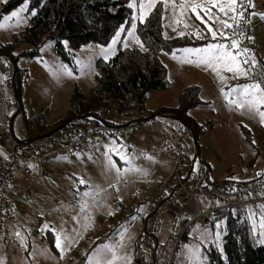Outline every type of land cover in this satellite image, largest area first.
Returning <instances> with one entry per match:
<instances>
[{
  "label": "rangeland",
  "instance_id": "1",
  "mask_svg": "<svg viewBox=\"0 0 264 264\" xmlns=\"http://www.w3.org/2000/svg\"><path fill=\"white\" fill-rule=\"evenodd\" d=\"M158 1L167 4L165 24L170 25V29L181 27L180 32L167 31L165 37L193 33L199 28L203 33L200 38L211 39L202 46L185 49L205 48L217 42L229 43L219 37L213 40L208 28L196 19L190 9H185L181 14L179 5L182 0H155V3ZM4 2L0 0V6ZM142 2L146 4L147 0H129V5H136L132 7L133 22L125 36L121 33L120 43L112 45L114 36L105 46H83L72 52L74 68L59 61L51 41L44 42L36 56L20 58L16 66L26 70V79L21 85L16 104L13 91L5 82L7 103L3 111L0 109V164L10 167L14 181L22 183L20 188L25 186L22 169L24 166L30 169L32 159H42L45 174L42 173L26 189V203L16 202L12 205L14 219L11 230L0 232L2 264H72L70 258L75 262L84 255L86 259L81 264H90L96 250L103 245L115 248L116 255L120 257L116 264H131L133 242L141 230L142 219L153 210L157 211L154 229L157 264H171L174 254L175 264H202L206 261L202 247L215 242L221 250L224 224L218 222L214 229L195 224L188 230V239L177 246L185 231L183 223L194 217L199 206L193 198L173 194L168 187L173 167L168 149L171 140L184 147L182 175L191 169L189 177H186L193 185L197 183L203 193L237 186L264 174V147L256 144V148H251L240 131L241 127H246L253 135L259 133L262 144L264 121L255 112H250L247 106L237 108L230 104L229 99H237L235 93L225 97V93L232 88L257 80L250 71L247 76L233 78V73L223 68L220 75L225 79L221 80L211 69L188 62L195 61L197 57L186 54L184 49L173 54H160L172 88L150 92L142 114L122 117L103 110L98 112V116H88L92 118L87 121L74 118L48 138L19 143L31 138L36 131L34 119L39 114H43L42 122L48 132L71 119L66 116L74 86L84 94L89 93L97 72V60L111 59L119 44H140L133 38L136 37V30L133 36L128 33L132 31V24L137 25L141 21L139 5ZM188 2L206 3V0ZM252 4L254 7H247L245 12L250 23L245 26L248 36L242 40V44L249 49L247 55L255 58L262 75L261 87H264V18H261L264 0H252ZM25 5H28V1L2 15L0 43L9 42L12 34L29 24L31 13H27V8L20 11ZM14 11L20 12L19 22L12 17ZM197 11L214 30L231 35L233 29H225L218 21L209 19V15L213 14L227 19L216 8H210L208 15L200 9ZM237 11L240 9L237 8ZM149 12L145 8L144 18ZM249 36L253 39L249 40ZM65 47L70 50L67 43ZM21 48L30 49L24 45ZM106 49L111 50L105 52ZM11 67L10 60L0 57L2 79L8 78ZM243 67L249 68L248 65ZM188 85L200 88L203 102L189 112L198 124L204 125V132L197 143L174 117L156 116L142 125L132 121L148 118L151 110L176 107L180 92ZM239 98L243 100L242 96ZM261 111H264V107ZM108 124L112 127L110 133H92ZM164 158L167 168L160 172L159 164ZM253 159L256 162L251 165ZM91 165L95 168H90ZM117 168L120 169L119 173ZM157 178H160V183L156 182ZM81 180L85 183L81 184ZM160 196L165 198L157 205L155 200ZM201 202L207 207L216 206L214 200L205 195L201 197ZM247 210L253 230L259 235L260 244L264 245V227H261L264 202L249 205ZM85 225L90 227L85 228ZM45 231L53 235L55 252L49 250L43 238ZM103 236L106 238L100 240ZM58 237L64 245L63 254L56 246Z\"/></svg>",
  "mask_w": 264,
  "mask_h": 264
},
{
  "label": "trees",
  "instance_id": "2",
  "mask_svg": "<svg viewBox=\"0 0 264 264\" xmlns=\"http://www.w3.org/2000/svg\"><path fill=\"white\" fill-rule=\"evenodd\" d=\"M24 1H28L27 13L35 12V15H30L29 24L19 32L12 34L9 42L0 43V57H6L12 64L7 79H2L0 75L1 111L7 103L5 82L13 91L15 104L20 97L21 85L26 79V70L16 66L20 58L36 56L42 44L51 41L53 51L59 61L74 68L72 52L90 44L105 46L121 28L124 29L122 36H125L134 16V10L130 7L129 0H5L0 6V19L3 14L12 11ZM166 7L164 1L156 2L155 7L150 10L144 20L137 22L136 37L140 44L127 47L119 44L111 59L95 62L97 72L90 91L88 94H84L77 86H74L69 99L67 118L87 121L92 118L88 116H98V112L103 110L122 117H131L136 115L135 113L142 114L145 111V104L150 92L172 88L168 70L162 62L160 54H173L185 48L199 47L211 39L197 38L191 33L171 38L165 37L167 31H174V33L181 31L180 26L170 29L171 26L165 24ZM65 43L68 44L70 50H67ZM21 45L30 49H22ZM202 103L200 88L197 85H188L180 92L176 107L151 110L148 112V116L174 117L197 143V139L204 132V125L198 124L189 112ZM43 118V114H39L34 119L36 131L31 134V138L48 132L42 122ZM141 120L133 119L132 121L142 125L144 122ZM111 128L108 124L93 130L92 133L98 134V131L101 134L110 133L109 129ZM240 131L251 148H256V144L264 147V139L261 144L259 133L253 135L246 127H241ZM171 142L174 141L171 140ZM19 143L26 144L28 142L23 140ZM170 147L171 143L168 145V149ZM53 154L55 153H49V155ZM171 159L174 166L172 155ZM35 160H41L42 170V159L34 158L32 163ZM255 162L256 160L253 159L251 165ZM33 167L32 164L30 169L24 166L21 175L25 178L24 169H27L31 175ZM8 168V173L4 174L6 187L2 200L7 203L4 207L9 213L0 219V232L11 230V227L8 228V224H12L14 219L12 205L16 202L26 203L28 200L26 189L34 183L30 179H25V186L20 188L22 183L18 184L14 181L12 171L10 167ZM41 176L42 173L39 178ZM260 178H264V174L242 184ZM234 188L235 186L231 185L227 189ZM17 193H20L18 197H16ZM254 197H258V194H255ZM163 201L164 196H160L155 200V204L160 205ZM256 202L221 209L211 216L212 223L206 227L214 229L220 222L224 224L225 234L222 237L221 250L217 248L215 242H210L202 247L206 256V261L202 264H264V245L260 244L259 235L253 230L247 212V207L254 206ZM156 215L157 211L153 210L143 217L141 230L133 242L131 264H157L158 255L156 254L154 236ZM189 229L187 228L183 232L177 246L188 239ZM105 236L100 240L105 239ZM43 238L46 240L49 250L55 252L53 235L49 231H45ZM85 259L86 255L78 261L73 262L72 258L70 261L72 264H81ZM174 259L175 254L171 264H175Z\"/></svg>",
  "mask_w": 264,
  "mask_h": 264
},
{
  "label": "snow or ice",
  "instance_id": "3",
  "mask_svg": "<svg viewBox=\"0 0 264 264\" xmlns=\"http://www.w3.org/2000/svg\"><path fill=\"white\" fill-rule=\"evenodd\" d=\"M246 5L247 7H254L252 0H206V3H189L188 0H182L181 4L179 5L181 14L184 13L185 9H190L195 15L196 19L200 20V22L205 24V26L208 28V32L211 33L213 40H217L219 37L221 40L229 41V43L217 42L208 44L205 48L184 49L186 54L197 57L195 61L188 62L196 63L197 66L203 65L206 69H211L219 76L221 80L225 79L224 76L220 75L221 68H223L225 71L233 73V78H239L241 75L247 76L251 68L255 67L256 61L254 57L247 55L249 53V49L246 47H240L241 40L239 39V36H237V33H239V35H244L246 31L245 26L250 23V20H248L245 16V12L247 10ZM135 6V4L130 5V7ZM165 6H167L166 3ZM153 7H155V0H147L146 4L143 2L140 3L139 19L141 21L144 20L145 8L151 10ZM175 7L176 5L173 4V8ZM26 8L27 5H25V7L20 11L23 12L26 10ZM210 8H216L218 12L223 13L224 17L227 19H220V17L215 14L209 15V19L213 20L214 22L218 21L225 29H234L232 35H228L221 30H214L207 24V21H205L197 11V9H200L204 11L206 15H208ZM237 8H240L241 10L237 11ZM31 15H35V12H32ZM249 15H256V13H249ZM12 17H16L17 22H19L21 18L20 12L14 11L12 13ZM261 18H264V14H261ZM8 19H11V17ZM184 26L188 27L187 24ZM131 29L132 31L128 33L129 36H133V33L136 30V25L132 24ZM122 32H124L123 28H121L116 33L112 40V45H116L117 43L121 42L120 36ZM191 34L197 36V38H200L201 35H203L199 28H197V30ZM180 35H184V33H180ZM233 36H236V38L234 39ZM133 38L136 39L137 43H139L138 38ZM248 39L251 40L253 38L249 36ZM125 47H127L126 43ZM141 48L143 49L142 44ZM109 50L111 49H106L105 52ZM241 56L244 58L238 61V58ZM244 65H250V67L246 69L243 67ZM69 75H71V73H69ZM261 83V81H256L244 86L234 87L228 93H225V97L228 98L235 93L237 95V99H229L228 102L230 104H234L237 108H244L247 106L250 112H255L260 116L261 120L264 121V111H261V108L264 107V87H261ZM221 91H223V89H221ZM240 96L243 97V100L239 98ZM110 163H112L111 160ZM112 166L115 167L114 164H112ZM117 172H120L119 168H117ZM80 183L83 184L85 181L81 180ZM85 195H88V193H85ZM109 214L111 215L112 213ZM133 219H135V217H133ZM87 227H90V225H85V228ZM261 227H264V222H262ZM56 246L57 248H60L61 253L63 254L64 245H62L59 237L57 238ZM107 253H111V255L109 256ZM193 255L195 256L197 254L193 253ZM118 259H120V257L116 255L114 247L110 245H103L96 250L94 259H90V264H116ZM0 264H2V262H0Z\"/></svg>",
  "mask_w": 264,
  "mask_h": 264
},
{
  "label": "built area",
  "instance_id": "4",
  "mask_svg": "<svg viewBox=\"0 0 264 264\" xmlns=\"http://www.w3.org/2000/svg\"><path fill=\"white\" fill-rule=\"evenodd\" d=\"M245 29L246 31L244 35H239V33H237V36H239V39L241 40V48H244L242 40L244 38L246 39L248 36V30L246 27ZM233 31L231 32V35ZM233 38L235 39L236 36H233ZM242 59V57H239V60ZM248 66L250 67V65ZM250 72L253 74L255 80L262 81V75L257 65H255V67H252ZM170 154L174 159V166L168 183L169 188L173 189L174 194L184 196L185 198H193L199 206V210L194 215V217L191 220H186L183 223V229L186 230L194 224H198L200 226H208L212 223L211 216L215 212L221 209H228L230 207L248 205L252 202L260 200V198H255L254 195H257L259 192L264 191V178H260L244 184H239L232 190L216 188L213 191L203 193L198 188H194L192 182L189 179L184 178V176L182 175V169L185 164L184 147L180 143L171 142ZM32 165H34V167L31 175H29V171L27 169L23 170V174L26 180L30 179L32 182H35L39 178L40 174L43 173V171L41 170V160L33 161ZM8 169L9 168L6 167V164H0V219L3 215H8L9 213L8 210L4 207L7 203L2 200V195L5 193L6 187L4 174L8 173ZM19 195L20 193H17L16 197H18ZM204 195L209 199L218 201L219 205L212 207L205 206L201 202V197Z\"/></svg>",
  "mask_w": 264,
  "mask_h": 264
},
{
  "label": "crops",
  "instance_id": "5",
  "mask_svg": "<svg viewBox=\"0 0 264 264\" xmlns=\"http://www.w3.org/2000/svg\"><path fill=\"white\" fill-rule=\"evenodd\" d=\"M95 133V132H94ZM93 142V141H92ZM94 142H95V139H94ZM93 142V144H94V146H96L95 145V143ZM105 143V142H104ZM91 144V143H90ZM169 153H170V148H169ZM167 162L165 161V158L162 160V162L159 164V168H158V170L160 171V172H162L164 169H166L167 168V164H166ZM118 164V163H117ZM124 164V163H123ZM93 165H91V167L90 168H92L93 169ZM190 172H191V169H189L188 171H187V176H188V174H190ZM186 175H183L184 177H186ZM189 177V176H188ZM187 178V177H186ZM161 180H160V178H157L156 179V182H160ZM193 185V184H192ZM193 187L194 188H198V189H200V187H198V184L197 183H194V185H193ZM174 194V193H173ZM164 198H165V196H164ZM257 198H260V200L258 201V202H264V191H261V192H259L258 193V197ZM215 201V204L214 205H217L218 204V202L216 201V200H214ZM219 205V204H218ZM12 225H13V223L12 224H8V228H10V227H12Z\"/></svg>",
  "mask_w": 264,
  "mask_h": 264
},
{
  "label": "water",
  "instance_id": "6",
  "mask_svg": "<svg viewBox=\"0 0 264 264\" xmlns=\"http://www.w3.org/2000/svg\"><path fill=\"white\" fill-rule=\"evenodd\" d=\"M150 118H153V116H150L148 118H144L141 120V122H146L148 121ZM74 118L69 119L67 122L63 123L62 125H59L58 127H56L55 129L51 130L50 132L43 134V135H39L36 137H32L27 139L26 141L28 143L33 142L35 140H39V139H43V138H48L49 136H51L53 133L57 132L59 129H61L62 127H65L70 121H72Z\"/></svg>",
  "mask_w": 264,
  "mask_h": 264
}]
</instances>
